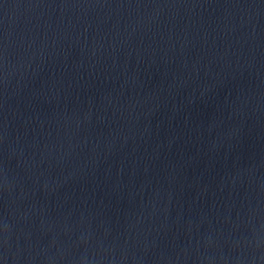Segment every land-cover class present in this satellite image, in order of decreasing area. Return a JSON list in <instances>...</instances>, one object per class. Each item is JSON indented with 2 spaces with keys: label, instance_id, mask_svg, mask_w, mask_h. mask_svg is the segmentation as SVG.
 <instances>
[{
  "label": "water",
  "instance_id": "95a60500",
  "mask_svg": "<svg viewBox=\"0 0 264 264\" xmlns=\"http://www.w3.org/2000/svg\"><path fill=\"white\" fill-rule=\"evenodd\" d=\"M0 264H264V0H0Z\"/></svg>",
  "mask_w": 264,
  "mask_h": 264
}]
</instances>
